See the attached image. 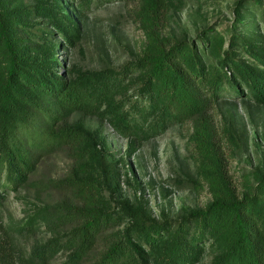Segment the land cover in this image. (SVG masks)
<instances>
[{
    "label": "trees",
    "instance_id": "obj_1",
    "mask_svg": "<svg viewBox=\"0 0 264 264\" xmlns=\"http://www.w3.org/2000/svg\"><path fill=\"white\" fill-rule=\"evenodd\" d=\"M71 1L0 0V170L6 167L8 180L23 185L37 170L35 154L47 144L72 148L86 140L75 156L102 157L79 125H69L67 112L109 119L136 142L192 121L194 138L216 161L215 199L179 220L158 222L122 201L115 210L103 196L106 172L70 176L63 182L76 188L83 202L65 207L61 217L76 218V225L60 239L34 245L31 259L47 264L58 249L67 254L62 264H201L211 249L209 264H264V169L256 173L255 186L238 195L208 116L212 105L226 98L264 106V35L256 18L260 13L264 20L263 0L247 1L260 6L253 17L246 0L238 1L225 30L202 27L173 40L159 35L172 0H140L148 38L143 54L120 67L70 74L67 81L57 70L62 65L57 50L76 44L83 29L66 8L83 17L94 2ZM56 32L65 43L53 42ZM125 221L123 230H114Z\"/></svg>",
    "mask_w": 264,
    "mask_h": 264
},
{
    "label": "rangeland",
    "instance_id": "obj_2",
    "mask_svg": "<svg viewBox=\"0 0 264 264\" xmlns=\"http://www.w3.org/2000/svg\"><path fill=\"white\" fill-rule=\"evenodd\" d=\"M61 1L63 4L65 0ZM104 1L94 0L83 17L65 4L69 15L83 29L76 44L57 50L62 63L57 70L67 81L70 74L79 77L106 67H120L143 54L148 38L140 13L142 2ZM238 1L172 0L159 22V35L173 40V37L192 36L202 27L225 30L233 21ZM247 1L251 15L260 6ZM256 18L262 21L264 35L262 15L256 14ZM57 34L53 42L65 43ZM67 116L69 125H79L102 157L92 152L84 157L75 156L86 140L71 144L72 148L44 145L35 154L37 170L26 179L27 183L18 186L8 180L6 167L1 168L0 191L4 199L0 201V264H42L31 259L33 246L60 239L68 228L76 225V218L65 214L61 217L65 207L81 206L83 202L76 188L71 189L63 182L70 176L106 172L107 180L101 183L103 196L110 198L115 210L120 208L117 202L122 201L124 207L141 211L158 222L179 220L187 210L206 208L215 199L211 178L216 175V161L211 153L207 154L197 136L194 138L195 122L173 125L136 142L109 119L90 111L67 112L64 117ZM208 116L215 127L217 143L220 142L226 174L242 196L255 186L256 173L264 169V106L252 99L226 98L213 104ZM125 219L133 223L132 216ZM126 224L127 221L114 230H123ZM66 255L57 249L47 264L66 263ZM94 255L96 258L98 252ZM213 256V251L208 249L201 264H209Z\"/></svg>",
    "mask_w": 264,
    "mask_h": 264
}]
</instances>
